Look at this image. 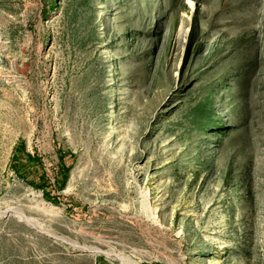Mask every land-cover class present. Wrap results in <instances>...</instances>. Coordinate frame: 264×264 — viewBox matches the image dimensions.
I'll list each match as a JSON object with an SVG mask.
<instances>
[{"label":"rangeland","instance_id":"rangeland-1","mask_svg":"<svg viewBox=\"0 0 264 264\" xmlns=\"http://www.w3.org/2000/svg\"><path fill=\"white\" fill-rule=\"evenodd\" d=\"M10 208L0 264H264V0H0Z\"/></svg>","mask_w":264,"mask_h":264},{"label":"trees","instance_id":"trees-1","mask_svg":"<svg viewBox=\"0 0 264 264\" xmlns=\"http://www.w3.org/2000/svg\"><path fill=\"white\" fill-rule=\"evenodd\" d=\"M25 157L27 159V162L30 163V164H35V163H38L40 162V158L38 156H32L31 154H25ZM22 159L20 158V153L19 151L17 150L14 157H13V160H12V168L14 169V171L16 172V174L18 176H21V175H24L27 177V171H26V165L22 164ZM62 163V161H60ZM62 169H63V173H64V184L63 186L66 185V182L68 180V173L70 171L69 168H66L63 163H62ZM46 183H44L43 185H40L38 186V188L40 190H42L43 194H44V198L46 199H50V194L47 192V189H46Z\"/></svg>","mask_w":264,"mask_h":264},{"label":"bare ground","instance_id":"bare-ground-1","mask_svg":"<svg viewBox=\"0 0 264 264\" xmlns=\"http://www.w3.org/2000/svg\"><path fill=\"white\" fill-rule=\"evenodd\" d=\"M12 212H15V216H18L19 219L23 220L24 221V217L23 215L19 212V211H16L14 210V208H10L9 210H7L6 212H2L0 213L1 216H6V215H9V214H12ZM96 253V252H95ZM109 258H111L112 256H108ZM115 259V258H114Z\"/></svg>","mask_w":264,"mask_h":264}]
</instances>
